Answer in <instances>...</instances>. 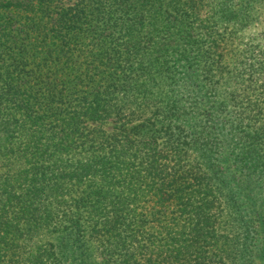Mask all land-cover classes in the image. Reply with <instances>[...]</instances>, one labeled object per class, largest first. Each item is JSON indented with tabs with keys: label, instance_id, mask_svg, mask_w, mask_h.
I'll return each instance as SVG.
<instances>
[{
	"label": "trees",
	"instance_id": "trees-1",
	"mask_svg": "<svg viewBox=\"0 0 264 264\" xmlns=\"http://www.w3.org/2000/svg\"><path fill=\"white\" fill-rule=\"evenodd\" d=\"M66 1L0 0V264H264V59L213 38L264 0Z\"/></svg>",
	"mask_w": 264,
	"mask_h": 264
},
{
	"label": "rangeland",
	"instance_id": "rangeland-1",
	"mask_svg": "<svg viewBox=\"0 0 264 264\" xmlns=\"http://www.w3.org/2000/svg\"><path fill=\"white\" fill-rule=\"evenodd\" d=\"M76 1L77 0H69V2L66 1V3L67 5H71ZM257 6L258 9L256 10L255 18L245 26L238 27V29L232 33V39H228L229 35H232L228 33L232 28L229 27L230 29H225L224 25H221L218 30L215 31L213 36L214 39H226L224 44L222 42L219 43L220 48L216 50H220L221 48L229 50L228 52L224 51L225 55L221 61L224 64L226 76L233 77L234 75H237L238 80L236 86L239 87L238 89H241V91H243L244 78H246L247 75V63L255 61V65L257 66L259 61L264 59V5L257 4ZM201 38V41L205 42V44H210V40L206 39L205 36H202ZM218 53L219 51L215 53V57H217ZM233 54L237 55L235 59ZM223 85L224 79L222 78L218 85L221 91H223ZM235 104L236 103L229 106L228 110L234 108ZM113 127L114 123L110 121L103 125V128L106 131H111ZM189 158L192 159V155H190ZM227 163V161L224 162V166H226ZM228 164L231 163L229 162ZM226 169H229V166H227ZM234 172L235 170L232 171V173Z\"/></svg>",
	"mask_w": 264,
	"mask_h": 264
}]
</instances>
